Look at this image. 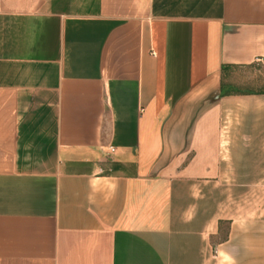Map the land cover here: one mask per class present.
I'll list each match as a JSON object with an SVG mask.
<instances>
[{
    "label": "crops",
    "instance_id": "crops-1",
    "mask_svg": "<svg viewBox=\"0 0 264 264\" xmlns=\"http://www.w3.org/2000/svg\"><path fill=\"white\" fill-rule=\"evenodd\" d=\"M255 66L264 0H0V264H264Z\"/></svg>",
    "mask_w": 264,
    "mask_h": 264
},
{
    "label": "rangeland",
    "instance_id": "rangeland-1",
    "mask_svg": "<svg viewBox=\"0 0 264 264\" xmlns=\"http://www.w3.org/2000/svg\"><path fill=\"white\" fill-rule=\"evenodd\" d=\"M230 90L237 92L264 90V66H255L254 69H237L230 80ZM221 229L224 234L227 225H221Z\"/></svg>",
    "mask_w": 264,
    "mask_h": 264
},
{
    "label": "built area",
    "instance_id": "built-area-1",
    "mask_svg": "<svg viewBox=\"0 0 264 264\" xmlns=\"http://www.w3.org/2000/svg\"><path fill=\"white\" fill-rule=\"evenodd\" d=\"M110 151L113 153L114 150L113 149H110Z\"/></svg>",
    "mask_w": 264,
    "mask_h": 264
}]
</instances>
